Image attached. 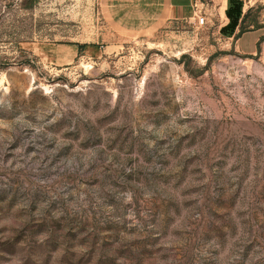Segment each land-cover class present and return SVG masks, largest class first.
I'll return each instance as SVG.
<instances>
[{
	"label": "rangeland",
	"instance_id": "rangeland-1",
	"mask_svg": "<svg viewBox=\"0 0 264 264\" xmlns=\"http://www.w3.org/2000/svg\"><path fill=\"white\" fill-rule=\"evenodd\" d=\"M101 1L0 0V264H264V0L255 43Z\"/></svg>",
	"mask_w": 264,
	"mask_h": 264
},
{
	"label": "crops",
	"instance_id": "crops-1",
	"mask_svg": "<svg viewBox=\"0 0 264 264\" xmlns=\"http://www.w3.org/2000/svg\"><path fill=\"white\" fill-rule=\"evenodd\" d=\"M195 0H102L103 13L108 25L117 34L136 36L149 31H155L166 22L193 21ZM242 3L244 0H240ZM209 6L214 7L220 23L218 32L228 24L225 11L228 0H208ZM213 8V9H214ZM242 14L244 10L242 8ZM240 21L229 37H236L239 32ZM262 28L242 33L237 41L246 37H255L253 43L262 35L258 32ZM228 33V31H226ZM222 35V34H221ZM223 36V35H222Z\"/></svg>",
	"mask_w": 264,
	"mask_h": 264
},
{
	"label": "trees",
	"instance_id": "trees-1",
	"mask_svg": "<svg viewBox=\"0 0 264 264\" xmlns=\"http://www.w3.org/2000/svg\"><path fill=\"white\" fill-rule=\"evenodd\" d=\"M243 3L240 0H228V8L225 11V15L228 19V24L220 30L222 35L231 34L237 27L240 21L239 32L242 34L243 30L241 28L243 24L244 15L242 14ZM228 31V33H226ZM237 34V35H238ZM77 48H84V46L76 45Z\"/></svg>",
	"mask_w": 264,
	"mask_h": 264
},
{
	"label": "built area",
	"instance_id": "built-area-1",
	"mask_svg": "<svg viewBox=\"0 0 264 264\" xmlns=\"http://www.w3.org/2000/svg\"><path fill=\"white\" fill-rule=\"evenodd\" d=\"M209 2L208 0H195L194 4H193V8H194V14H193V18H194V23L197 26H202L204 25L206 18L208 15H211L209 13V9H207V7Z\"/></svg>",
	"mask_w": 264,
	"mask_h": 264
}]
</instances>
